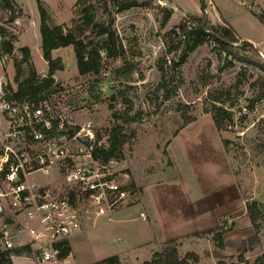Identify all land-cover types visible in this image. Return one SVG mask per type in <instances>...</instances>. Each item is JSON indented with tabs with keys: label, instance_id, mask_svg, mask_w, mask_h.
<instances>
[{
	"label": "rangeland",
	"instance_id": "rangeland-1",
	"mask_svg": "<svg viewBox=\"0 0 264 264\" xmlns=\"http://www.w3.org/2000/svg\"><path fill=\"white\" fill-rule=\"evenodd\" d=\"M121 1L10 0L9 9L7 0H0V26L14 42L12 53L0 51V91L17 90L18 69L21 80L48 75L41 37L44 12L51 26L82 29L81 36L95 40L103 56L100 74L82 75L72 45L53 50L62 65L53 75L61 90L57 100L101 136L113 125L111 104L136 119L127 127L136 136L125 145L117 167L129 172L136 195L113 220L71 237L73 264H108L111 256H118L119 264H144L170 237L182 240L181 254H200V264H207L203 259L209 248L218 264L238 260L240 252L254 262L264 256V70L258 65L264 64V22L254 13L264 12V0H140L118 11ZM166 9L171 10L168 19ZM87 13L115 31L113 55L103 48L107 35L93 34L85 23ZM204 13L212 24L234 28L237 55H228L213 39L198 46L174 67L169 87L177 91L165 99L158 88L161 67L179 62L185 47L174 30ZM244 40L256 45L249 47ZM24 47L30 48L27 61ZM120 67L130 72L119 74ZM119 90L126 91L127 99ZM221 93L229 100L222 104L233 112L234 123L218 130L211 109ZM144 189L145 200L138 201ZM252 200L261 209V241L252 248L248 242L243 251V240L256 232L247 211ZM199 217L205 221L199 224ZM219 227L226 230L224 249L215 245L212 234L192 236ZM16 264L32 263L17 259Z\"/></svg>",
	"mask_w": 264,
	"mask_h": 264
},
{
	"label": "built area",
	"instance_id": "built-area-1",
	"mask_svg": "<svg viewBox=\"0 0 264 264\" xmlns=\"http://www.w3.org/2000/svg\"><path fill=\"white\" fill-rule=\"evenodd\" d=\"M56 89L0 91V257L14 264H73L61 255L71 237L113 220L136 195L120 159L98 156L109 135L81 124Z\"/></svg>",
	"mask_w": 264,
	"mask_h": 264
},
{
	"label": "trees",
	"instance_id": "trees-1",
	"mask_svg": "<svg viewBox=\"0 0 264 264\" xmlns=\"http://www.w3.org/2000/svg\"><path fill=\"white\" fill-rule=\"evenodd\" d=\"M140 0H123L121 2H117L118 11H122L125 9H129L133 6L139 4ZM5 6L9 9H12V5L10 0H7ZM89 13V10H87ZM86 14L85 23L91 29L93 34H106L108 40L107 44H103V48H105L106 53L110 56L113 55L110 39H114L116 34L115 31L111 28V26L106 25L105 23L96 21L95 15ZM255 15L264 22V12H255ZM171 15V10L166 9V19H168ZM190 23L182 22L178 28L179 32L174 30L176 36L181 35L179 40L184 42V50L182 51L181 59L179 62L173 60V63L168 65V67H161L163 74L161 82L158 84L159 90L164 92V98L170 99L177 91V87L170 88L169 84L173 80V71L174 67L180 65L188 56V53L194 51L198 46L211 41H215L219 46L228 54V55H237V52L234 49V43L239 40V36L234 30V28L230 25H214L209 22L206 14L203 15H193L190 17ZM7 29L0 26V35L2 36V41L0 42V51L4 53H12L14 50V42L13 39L7 38ZM82 29L79 32L72 28H66L63 24H58L55 26H51L45 17V13L42 15V23H41V37H42V51L44 58L49 62V72L45 77H41L38 74H32L31 76H27L26 78L21 80L22 73L18 69L15 75V80L18 82L17 90L12 89L13 96L17 98H35L43 94H50L54 91L55 86L59 84L56 83L54 78V73L57 69H59L62 65H60V60L54 58L52 56V51L62 47L72 45L74 47L79 73L82 75L85 74H100L102 70V52L97 44H95V40H86L81 36ZM179 34V35H178ZM244 44L249 47L253 45V42L249 40H244ZM116 46V45H113ZM257 47V46H256ZM255 47V50L257 49ZM123 49V47H122ZM241 49L247 50L246 46ZM124 50V49H123ZM122 50V51H123ZM23 51L25 53L24 61H27L30 55V48L24 47ZM119 56H124L123 52L116 50ZM264 70V64H258ZM128 70V69H127ZM125 70L124 67L117 68V72L119 74H126L128 71ZM130 72V71H129ZM173 89V90H172ZM60 88L58 87V89ZM119 96H121L124 100L126 98V91L119 90L117 92ZM223 93L219 96H214V105L211 109L213 119L215 121L216 127L218 130H222L225 127H229L234 123L233 112L226 108L222 103L229 101L228 99L222 98ZM95 98H97V94H93ZM115 96V95H114ZM113 96V97H114ZM219 102L221 104H217ZM110 109L112 110L113 117V125L108 131L109 135V146L103 150L98 152V156H100L104 161H108L111 158L123 159L124 157V148L125 145L130 143L136 136L134 132L128 133L127 127L133 121H136L135 118L129 117L128 112L125 111L123 114L115 110L113 104H111ZM192 120V119H191ZM247 211L250 219L252 221V225L254 226L256 232L253 237L249 239H244L241 250L246 251L249 248L254 247L259 244L261 241L260 230L262 228V223L258 220L261 218V209L256 200L249 201L247 203ZM224 227H219L215 229H209L202 232H198L194 234L197 237H202L206 234H212L215 245L219 249H224L225 247V239H224ZM250 243L249 248H247V243ZM181 242L179 238H172L166 240L164 242L163 248L161 250H155L152 253L150 259L144 261V264H200L201 256L195 251H188L185 254H181L179 246ZM71 252V246L67 243L62 250V256H66ZM219 254V252H218ZM215 253L216 256H218ZM108 264H119L118 256H111L106 258ZM220 263L223 261L220 260ZM0 264H14L12 259L8 257L6 254H2L0 257ZM229 264H264V256L257 258L254 262H251L248 258L244 256L243 252H240L238 255V260L232 261Z\"/></svg>",
	"mask_w": 264,
	"mask_h": 264
},
{
	"label": "crops",
	"instance_id": "crops-1",
	"mask_svg": "<svg viewBox=\"0 0 264 264\" xmlns=\"http://www.w3.org/2000/svg\"><path fill=\"white\" fill-rule=\"evenodd\" d=\"M244 38V37H243ZM250 41V40H249ZM251 42H253V41H251ZM254 43V42H253ZM255 44V43H254ZM256 45V44H255ZM145 200V189L143 190V192H142V194L139 196V198H138V201H142V200ZM137 201V202H138ZM125 208V207H124ZM124 208H120V209H118L116 212H115V214H117L119 211H121L122 209H124ZM141 212H144V211H141ZM188 213L190 214V215H192L193 217H194V212H193V209H188ZM114 214V215H115ZM141 214V213H140ZM141 216V215H140ZM196 218V217H195ZM198 219V223L200 224V223H203L205 220L203 219V220H200L201 218L199 217V218H197ZM104 223V222H103ZM155 223H156V221H155ZM102 224V223H101ZM156 230H157V232H159V225L156 223ZM197 233H198V231H197ZM196 234V233H195ZM192 236H195L194 234L192 235ZM156 237H158V235L156 236ZM197 237V236H196ZM172 238H175V237H170V238H166L167 240H169V239H172ZM155 238H153V239H151L150 241H153ZM159 239H160V237H159ZM166 239H164V240H161L162 242H165L166 241ZM149 241V242H150ZM181 242H182V240H181ZM155 251V250H154ZM154 251H152V252H154ZM207 252H211V253H207ZM214 251H212L211 250V248H209L208 249V251H206V253H205V256L206 257H204V259H203V261H206L207 262V264H218V262H217V260H216V258H215V256H214V253H213ZM200 255V254H199ZM70 260L71 261H73V259H72V251L70 252ZM74 262V261H73ZM75 263V262H74ZM202 263H204V262H202Z\"/></svg>",
	"mask_w": 264,
	"mask_h": 264
}]
</instances>
